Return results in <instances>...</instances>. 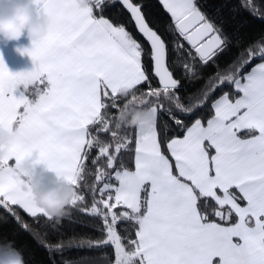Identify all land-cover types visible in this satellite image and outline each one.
Here are the masks:
<instances>
[{
	"label": "snow or ice",
	"instance_id": "snow-or-ice-1",
	"mask_svg": "<svg viewBox=\"0 0 264 264\" xmlns=\"http://www.w3.org/2000/svg\"><path fill=\"white\" fill-rule=\"evenodd\" d=\"M116 2L92 0L84 8L79 0H35L50 21L47 36L22 50L36 67L12 73L0 54V131L13 134L0 156V207L18 222L13 206L54 220L21 178L20 163L31 157L74 186L70 206L82 205L85 215L102 222L99 237L61 236L46 245L50 252L111 246L109 264H264V62L243 71L257 57L264 61V35L237 45L236 60L221 72L215 61L230 43L222 25L197 0H160L172 20L166 31L180 37L171 51L187 56L178 65L182 74L196 79L200 68L217 69L185 106L169 42L150 24L139 0H119L146 49L126 25L105 17L106 5ZM242 7L264 19V0H245ZM225 84L234 94L215 99L206 121L197 118L187 126L168 106L190 115ZM138 99L156 119L147 130L137 128L133 149L130 135L110 130V110L120 114ZM160 113L183 136L162 138ZM104 134L114 143L102 140ZM127 151L134 152V170L120 158ZM90 175L89 205L80 189ZM122 223L134 225L133 231L122 233Z\"/></svg>",
	"mask_w": 264,
	"mask_h": 264
},
{
	"label": "trees",
	"instance_id": "trees-1",
	"mask_svg": "<svg viewBox=\"0 0 264 264\" xmlns=\"http://www.w3.org/2000/svg\"><path fill=\"white\" fill-rule=\"evenodd\" d=\"M144 6V11L150 24L156 28L169 42V59L177 61V66L174 67L175 76L181 80V88L179 94L184 98L185 106L192 104L188 99L189 96L199 95L203 90L209 77L213 75L217 69L212 64L207 67L200 68L199 78H186L182 72L179 64H182L186 59V53L177 55L172 52V42L174 40L180 41V37L175 32L166 31V26L172 24L170 15L163 8L160 0H139ZM202 10L213 18L217 24L222 25L223 30L228 35L230 43L228 49L216 58V64L219 65L221 72L225 71L228 64L236 60L241 48L237 45L246 46L254 41H257L261 35H264V19L258 15H253L246 10L242 5L245 0H197ZM257 4L261 0H256ZM104 15L115 23H123L132 35L139 40L146 49L148 44L145 39L137 31L136 25L132 20L131 15L122 6L121 3L116 2L111 6L105 7ZM183 43V41H181ZM185 47L187 45L185 44ZM262 60L257 57L244 68V72H248L257 63ZM145 63L148 66L149 74H151V60L145 57ZM199 67V65H198ZM153 85L159 87L158 81L152 77ZM146 88V85L142 86ZM224 92L234 94V89L231 85L225 84L218 88L211 94L207 104L203 108H197L192 114L184 115L172 107L173 113L185 125L190 126L195 119L200 118L206 121L213 114L211 108L212 102L217 99ZM139 96V93L137 94ZM128 99L124 97L121 99V106L124 101ZM129 109L136 110L137 108L150 107L148 104H140L139 99L128 105ZM123 110V107H121ZM112 112L111 129L117 131L122 137L131 136L133 140L132 148L134 149V142L136 139L137 128L127 127L121 125L120 129H116L115 125L119 123V112L110 110ZM157 128L162 133V138H171L173 136H183L184 132L181 130L168 115L160 113L157 117ZM166 134V135H165ZM102 140L111 141V137L107 134L102 135ZM92 155H95L93 151ZM120 158L130 168H134V152L127 151L120 154ZM89 167L93 166L89 163ZM95 168H93V173ZM94 175L87 177V183L81 185V193L85 196V202L91 204V192L89 186L92 184ZM76 206H69L67 213L64 216L55 217L53 221H49L43 215H38V218L31 217L24 209L13 206L14 211L18 214L20 220L17 219L0 207V242H12L14 247L23 253L26 264H109V261L114 259L113 247L105 248H89L87 246H72L66 247L62 251L50 252L48 247L49 241L55 242L63 236L65 239L72 236H91L99 237L101 233L97 231L102 227V222L98 217L85 215L80 208ZM59 221V223H57ZM27 224L28 228L22 227ZM134 225L129 223H122L120 230L123 233L125 230L132 232ZM134 235V232H133ZM107 253V258L103 254Z\"/></svg>",
	"mask_w": 264,
	"mask_h": 264
},
{
	"label": "clouds",
	"instance_id": "clouds-1",
	"mask_svg": "<svg viewBox=\"0 0 264 264\" xmlns=\"http://www.w3.org/2000/svg\"><path fill=\"white\" fill-rule=\"evenodd\" d=\"M92 0H79L81 7H88ZM49 19L37 11L35 0H0V43L5 45L19 42L27 37L33 43L47 36ZM156 114L150 107L131 110L124 108L119 114V126L136 127L147 130L155 121ZM13 134L10 130L0 131V156L10 144ZM20 172L25 188L33 196L35 203L45 209L48 215L60 217L67 213L77 193L65 178L49 170L45 165L26 157L20 163ZM0 264H26L23 253L12 242H0Z\"/></svg>",
	"mask_w": 264,
	"mask_h": 264
},
{
	"label": "crops",
	"instance_id": "crops-1",
	"mask_svg": "<svg viewBox=\"0 0 264 264\" xmlns=\"http://www.w3.org/2000/svg\"><path fill=\"white\" fill-rule=\"evenodd\" d=\"M31 47H32V43L30 40L27 39V37L22 38L19 42L14 41L7 45L0 43V54H2L3 60L10 72L18 73V72L32 71L36 67L32 58L22 51L23 49L31 48ZM29 98L33 99V97H29Z\"/></svg>",
	"mask_w": 264,
	"mask_h": 264
},
{
	"label": "water",
	"instance_id": "water-1",
	"mask_svg": "<svg viewBox=\"0 0 264 264\" xmlns=\"http://www.w3.org/2000/svg\"><path fill=\"white\" fill-rule=\"evenodd\" d=\"M117 2H119V0H117ZM120 3V2H119ZM129 13V12H128ZM130 14V13H129ZM141 35V34H140ZM142 36V35H141ZM143 37V36H142ZM144 38V37H143ZM146 41V40H145ZM147 42V41H146Z\"/></svg>",
	"mask_w": 264,
	"mask_h": 264
}]
</instances>
